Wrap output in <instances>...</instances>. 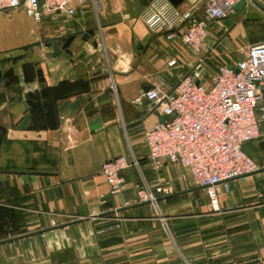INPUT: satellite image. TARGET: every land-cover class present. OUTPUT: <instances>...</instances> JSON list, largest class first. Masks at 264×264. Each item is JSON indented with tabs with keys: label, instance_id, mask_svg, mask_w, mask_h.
I'll return each instance as SVG.
<instances>
[{
	"label": "crops",
	"instance_id": "crops-1",
	"mask_svg": "<svg viewBox=\"0 0 264 264\" xmlns=\"http://www.w3.org/2000/svg\"><path fill=\"white\" fill-rule=\"evenodd\" d=\"M143 1L88 0L42 22L0 12V264H264L259 141L242 150L263 169L219 186V212L178 166L154 171L147 159L144 134L162 117L140 96L176 86L197 57L179 36L149 32ZM244 4L209 25L206 69L234 65L219 47L264 30V13ZM69 36L70 54L53 57L45 45ZM123 155L139 168L112 196L100 166ZM158 181L174 193L136 203Z\"/></svg>",
	"mask_w": 264,
	"mask_h": 264
},
{
	"label": "built area",
	"instance_id": "built-area-1",
	"mask_svg": "<svg viewBox=\"0 0 264 264\" xmlns=\"http://www.w3.org/2000/svg\"><path fill=\"white\" fill-rule=\"evenodd\" d=\"M87 1L0 0V12L23 8L29 18L42 22L56 14L74 17L76 6ZM241 2L264 13L256 4H264V0H183L184 8L174 7L168 0H150L140 14L150 33L162 34L167 40L179 36L182 45L197 57L176 86H155L140 96L150 104L151 112L162 117L144 134L147 159L154 171L164 164L178 166L184 181L188 175V184L205 192L211 212L220 211L219 186L263 169L242 147L260 139L264 142V43L249 46L231 68L223 64L206 69L203 53L213 49L207 45L209 25L234 15ZM138 168L139 161L127 155L102 163L99 173L108 194L120 193L123 171ZM173 193L170 182L158 181L138 189L135 201L155 205L157 196Z\"/></svg>",
	"mask_w": 264,
	"mask_h": 264
},
{
	"label": "rangeland",
	"instance_id": "rangeland-1",
	"mask_svg": "<svg viewBox=\"0 0 264 264\" xmlns=\"http://www.w3.org/2000/svg\"><path fill=\"white\" fill-rule=\"evenodd\" d=\"M231 21L233 22H237L236 18H232ZM262 22H263V27H264V15H263V19H262ZM244 27L247 28V24H244ZM248 30V29H247ZM263 34L264 35V30L263 31H254V30H248L246 31V37H245V40H242V41H239V40H235L234 41H231L230 44L226 43V46L225 47H219L220 49V56L222 58H224V60H233V61H238L240 59H242L245 55V52L247 50V48L251 45H254V44H260L262 43L264 40L261 39L260 35L258 34ZM255 37H257V39H254ZM262 140L260 139L259 142H261ZM256 144L257 142L256 141H252V142H249L247 143L246 145V149L248 151V155H254L257 150H256Z\"/></svg>",
	"mask_w": 264,
	"mask_h": 264
},
{
	"label": "water",
	"instance_id": "water-1",
	"mask_svg": "<svg viewBox=\"0 0 264 264\" xmlns=\"http://www.w3.org/2000/svg\"><path fill=\"white\" fill-rule=\"evenodd\" d=\"M148 1H150V0H144L143 4L146 5L148 3ZM168 1L174 7H177V6H179V4L182 3L183 0H168ZM244 5H245L244 2H241L235 7V9L237 10ZM90 33H92V32H90ZM73 39H74V36H69V37H66V38L60 40L62 42L61 46H59V44H57L56 42L47 43L45 46L52 48L53 57L60 56L62 53L70 54L69 46H70L71 42L73 41ZM228 67L231 68V66H228ZM258 146L261 150L264 151V142L263 141L259 142Z\"/></svg>",
	"mask_w": 264,
	"mask_h": 264
},
{
	"label": "trees",
	"instance_id": "trees-1",
	"mask_svg": "<svg viewBox=\"0 0 264 264\" xmlns=\"http://www.w3.org/2000/svg\"><path fill=\"white\" fill-rule=\"evenodd\" d=\"M44 127V126H43Z\"/></svg>",
	"mask_w": 264,
	"mask_h": 264
}]
</instances>
